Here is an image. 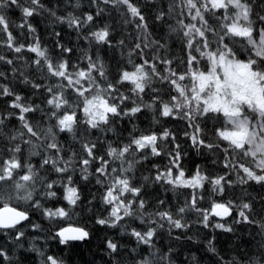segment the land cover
<instances>
[{"label": "snow or ice", "instance_id": "6c2138e0", "mask_svg": "<svg viewBox=\"0 0 264 264\" xmlns=\"http://www.w3.org/2000/svg\"><path fill=\"white\" fill-rule=\"evenodd\" d=\"M89 3L110 6L123 17L124 24L134 25L145 33L149 29L145 11L151 14L154 9L153 19L157 23H167L170 17L174 18L175 26L168 24V28L170 33H179L182 37L185 56L179 63L183 71L173 66L171 58L159 54L167 48L166 42L157 38L144 43L137 36L134 51L139 62L133 63L130 54L131 69L125 67L109 78L98 49L122 46L125 41L114 42L110 26L97 25L96 20L104 14L105 8L79 14L66 11L58 15L59 3L49 7L43 0H0V48L16 54L14 57L0 54V63L12 66L11 72L16 76V62L24 61L35 69L32 75L41 77L33 80L19 72V82L32 89L28 95L16 91L9 82L0 83V98H8L6 105L0 108V232L16 249L37 253L39 264H65L63 258L46 255L35 243L24 248L25 232L20 226L29 221V211L16 205L28 204L50 221L71 220L74 209L82 203L80 189L73 179L77 170L85 181L95 175V183L102 189L98 198L107 215L96 218L98 225L116 228L125 218L140 221V228L132 227L129 231L125 225L122 231L135 240L137 247L143 245L155 250L158 230L165 227L169 236L173 229H189L191 225L185 219L188 212L196 213L197 222L204 228L210 227V217H229L234 210L237 213L234 224H256L250 199L239 203L212 200L208 208L201 207L199 202L205 198L200 190H204L206 184L211 186L212 194H222L226 186L234 183L249 187L256 184L264 189V0H168L166 7H156L155 0H143V7L141 0H89ZM12 8L21 14L18 24L7 14ZM65 8H80V0H67ZM44 11L57 22L66 23L76 32L78 40L87 41L95 51L90 55L87 49H82L74 64L73 48L57 39L54 46L59 51L54 55L50 53L30 22ZM14 28L21 30L19 35H14ZM52 35L59 38L61 33ZM150 44L155 45L156 55L146 57L144 49ZM25 53L34 55L26 59ZM48 79L53 82L46 85L44 81ZM154 79L168 85L167 101L154 86ZM8 80V73L0 70V81ZM149 91L153 93L149 97L151 102L144 103ZM36 93H40L38 103L33 99ZM144 109L154 110L157 123L159 117L185 121L186 129H193L191 134L184 132L193 148L222 151L225 174H205L197 165L191 175H186L180 145L175 143L177 137L167 128L160 133L136 134L133 127L126 142L116 141L115 146L106 142V151L100 155L99 137L96 141L89 138L94 130L114 131L113 124L117 120L126 117L131 121ZM44 121L49 122L48 126L41 128ZM205 121H214L215 140H210L201 126ZM61 133L79 140L80 151L73 150L75 145L66 147V141L61 143ZM34 140L41 141V145ZM161 141L174 143V148L165 152ZM221 142L226 146L222 147ZM38 147L42 150L36 151ZM162 154L168 158L167 165L153 164L155 174L144 176V183L133 180L137 164ZM32 156H40L39 163H32ZM96 161L99 163L89 172ZM116 162L118 166H112ZM232 173L238 177L235 182L229 178ZM149 182L164 187L165 191L185 188L192 192L183 205L175 207L156 196L154 210L149 211L147 197L153 195L147 191ZM259 198L264 202V195ZM42 200H63L67 207H46ZM211 227L229 233L234 231L232 226L219 222ZM32 228L39 230L40 225L33 224ZM260 228L264 235V218ZM89 235L85 228L69 224L55 231L52 239L68 245L84 241ZM175 239L179 240L180 236ZM215 239L213 236L207 241L209 252H216ZM105 244L110 256H120L123 245L112 239H107ZM259 249L258 254L245 253L241 259L221 257L217 264H264V242ZM171 251L169 248L168 252ZM136 252L134 247L129 254ZM152 256H155L154 251ZM158 259L172 264L168 254ZM0 264H24V260L0 244ZM135 264H152V261L141 258Z\"/></svg>", "mask_w": 264, "mask_h": 264}, {"label": "trees", "instance_id": "16d2710c", "mask_svg": "<svg viewBox=\"0 0 264 264\" xmlns=\"http://www.w3.org/2000/svg\"><path fill=\"white\" fill-rule=\"evenodd\" d=\"M168 0H155L156 7H161L167 5ZM46 6L52 7L59 3V7L56 8L58 15H64L66 11H75L77 14L80 12H96L102 8H105L104 14L98 17L96 23L98 26H103L105 23L110 26L111 38L114 42L119 40H124L125 43L122 46L115 47H101L98 49V53L104 64L105 71L108 73L109 78L114 77L121 69L128 67L131 69V65L128 64L130 58L133 63L139 62L135 51L134 44L138 42L136 40L137 36H140L144 43H148L151 39H161L162 42H166L167 48L160 51H164L168 58H171L174 62L173 66L178 70H183V65L179 62L184 59L185 53L182 48V37L179 33H170L168 24L175 26V19L169 18L167 23H157L153 16L155 15V10L153 9L151 14L145 11V16L149 24L148 32H142L140 29H136L134 25L124 24L123 17L110 6H105L103 3L98 5H90L89 0H80V8L71 9L65 8L67 0H43ZM141 6L143 7V0H141ZM9 19L15 23H20L21 14L18 9L12 8L7 11ZM32 25L36 28V34L40 37L42 45L46 46L50 53L53 55L59 50L55 48V41L60 39L62 43L66 46L73 48V53L71 55L72 63L77 62V58L81 56L82 49H87L88 53L91 55L95 49L88 45L87 41L78 40L77 34L72 29H69L67 24H61L51 17L47 11L42 12L40 15L34 16L30 19ZM211 23V21H210ZM20 29L14 28V35H19ZM53 32H60L61 36L59 38L52 35ZM149 33L151 35H149ZM23 42V37L20 38ZM155 45L150 44L148 48L144 49L146 57H151L156 55L153 52ZM0 54H5L10 57H14L16 54L11 53L6 48H0ZM29 54L25 53V57ZM12 66H7L0 63V70H4L8 73V81L11 86L23 95H28L32 92L30 86L24 85L19 82V72H24L29 75L30 79L39 80L41 77L37 75H32L35 69L24 61H17L15 67L18 69L16 76H13L11 72ZM53 82L51 79L45 80L44 83ZM160 84L161 92L168 88L167 84H161L158 80L154 79V83ZM103 86V82L101 81ZM164 89V90H163ZM161 97L167 101L168 97L165 93H159ZM74 95V94H73ZM143 95V94H142ZM153 95L152 92H148L144 96V103H150L149 97ZM40 93H36L33 99L39 102ZM8 98H0V108L6 105ZM130 103V102H128ZM78 114L82 115V113ZM13 124L16 123L15 120L12 121ZM48 121H44L41 124V128H46L48 126ZM203 124V123H202ZM204 125V124H203ZM133 127L136 128V134L139 132H149L154 131L160 133L163 129L167 128L173 132L177 139L175 143L180 145L179 151L182 155L181 164L185 170L186 175H191L196 166L199 165L205 174H211L213 176L224 175L226 170L223 167V153L222 151H209L207 149H202L197 151L192 147L191 140L188 138L183 141L184 132V121L174 120L171 118L159 117V123L154 119V110L144 109L137 117H133L131 121L128 118H123L117 120L113 124L114 131H108L101 133L94 130V134L90 135L89 138L96 141L99 137L100 145L98 147V152L100 155H104L106 151V142H112L115 146L116 141L126 142L129 138V133L132 132ZM205 127V126H204ZM193 132V131H192ZM205 133L210 140H215L216 137L213 132V125L209 124V127L205 128ZM61 143H66V147L75 145L74 151H80L79 140H73L70 134L61 133L59 136ZM34 143L41 145V141L34 140ZM164 145V151H169L174 148V143L161 141ZM222 147L226 146L224 142H221ZM42 147H38L36 151H41ZM71 153H69L70 155ZM27 155V152H26ZM83 155V153H80ZM31 162L34 164L39 163L40 156H32ZM220 160V163L218 162ZM215 161V163H214ZM96 161L89 168V172H92L96 164ZM168 158L166 155L162 154L159 157H149L148 160H142L139 164L135 166L133 173V180L144 183L143 177L141 176H151L155 174V168L152 167L153 164H159L161 167L167 165ZM119 162L114 163L112 166H118ZM79 168V165H77ZM231 172V169L227 170ZM43 174V172H42ZM50 178H55L51 176ZM234 182L238 180L235 173H232L229 177ZM73 179L76 182L80 193L82 196V203L74 209L75 215L72 216L71 220L57 219L56 221H50L46 219L40 211L32 210L28 204L20 202L16 206L18 208H27L29 211V221L22 222L21 230L25 232V237L22 240L24 248H28L31 244L35 245L45 252L46 255H55L64 259L65 264H116L119 260L120 264H135V261L141 258L149 259L152 264H164L163 261L158 258L163 254H168L172 259V264H217V261L221 257L224 260H231L233 258L241 259L245 253L258 254L260 249L259 245L264 242V235L261 233L260 222L264 218V213H262V208H264V202L260 200V196L264 195V189L259 185L252 184L250 187L247 185L233 184V186L225 187L222 194H212L211 186L205 185L204 190H200L201 194L204 195V199L199 202L200 206L203 208H208L212 200L218 202H227L228 200H233L239 203L241 200H252L254 205V217L257 221L256 224H234L229 226L234 228V231L224 232L220 229H215L211 227L214 224V219L210 217V227L204 228L202 224L198 223L197 214L194 212H188L185 215V219L189 222L191 227L187 230L173 229L171 236L168 235V229L165 227L163 230H158L159 235L155 238L156 249L151 250L146 246L137 247L135 240L128 236L127 234H122L123 227L128 226L130 231L132 227L140 228L139 220H129L125 218V221L118 225L116 228H111L108 226H100L96 223V218L98 216H106L107 211L105 207L101 204L99 200L100 186L95 183L96 176L90 175L89 180L85 181L80 178V172L77 170L73 174ZM149 185V183H148ZM152 184L150 183V186ZM156 187L155 189H148L149 193H153L147 197L150 202L149 211H153L156 196L166 200L170 207H175L183 205L185 200L190 196L192 190L185 188H178L175 190L165 191L164 187L158 185H152L151 187ZM246 190V191H245ZM62 191V190H58ZM94 197H96L94 199ZM91 201V203H89ZM46 207H67L63 200L57 201H43ZM234 218H237V213L234 210ZM234 221V220H233ZM231 221V222H233ZM33 224H39L40 229L34 230L32 228ZM69 224L73 226H80L89 231L90 235L84 241L70 242L68 245H61L58 239H52L55 231H58L61 227H67ZM180 236L179 240L175 237ZM213 236L216 237L214 244L216 247V252H209L207 250V241ZM192 237V239H188ZM107 239H112L117 243L123 245L121 248L120 256H110L108 250L106 249L105 241ZM0 244L6 245L10 251H15L17 255L22 256L24 264H39L40 257L35 252H26L23 249H16L11 241L6 237L3 232H0ZM136 247L137 252L132 253L130 250ZM171 248V253L168 249ZM155 252V256H152V252ZM195 258V259H193Z\"/></svg>", "mask_w": 264, "mask_h": 264}, {"label": "bare ground", "instance_id": "6f19581e", "mask_svg": "<svg viewBox=\"0 0 264 264\" xmlns=\"http://www.w3.org/2000/svg\"><path fill=\"white\" fill-rule=\"evenodd\" d=\"M160 55H163V56H165L166 58H168L167 57V55H166V53H164V51H160V53H159ZM158 67H163V66H159L158 65ZM183 71V70H182ZM154 86L157 88V89H159V93H166L167 92V90H168V88L165 90V91H163V92H161V87H163V86H160V84L159 83H157V82H155L154 83ZM164 90V89H163ZM165 96H166V94H164ZM204 124V125H203ZM201 126L202 127H204V128H206V127H209V124H211V125H213L214 124V121L213 122H211V121H205L204 123H203ZM184 126H185V128H184V130H186V122L184 121ZM186 131H188L190 134L192 133V131H193V129H191V128H187V130ZM186 139H188V137H186V136H183V141L185 142V140ZM218 162L220 163V160H218ZM141 177H144V176H141ZM153 185V184H152ZM151 185V186H152ZM150 186V182H149V185H148V189H155L156 187L154 186V187H151ZM148 191V190H147Z\"/></svg>", "mask_w": 264, "mask_h": 264}, {"label": "rangeland", "instance_id": "374dc122", "mask_svg": "<svg viewBox=\"0 0 264 264\" xmlns=\"http://www.w3.org/2000/svg\"><path fill=\"white\" fill-rule=\"evenodd\" d=\"M187 22V21H186ZM243 58V57H242ZM211 122H213V121H211ZM211 125V124H210ZM224 200H222V202H223ZM65 202V201H64ZM66 203V202H65ZM67 205V204H66ZM211 218H213L214 219V224L215 223H217V222H219V223H224V224H226V225H231L233 222H231V221H233V220H235L236 218H234V213H232V215L231 216H229V217H224V218H221V217H211Z\"/></svg>", "mask_w": 264, "mask_h": 264}]
</instances>
